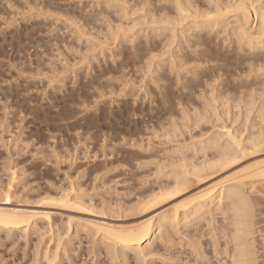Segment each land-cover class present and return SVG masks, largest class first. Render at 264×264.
Returning <instances> with one entry per match:
<instances>
[{
    "label": "rangeland",
    "instance_id": "1",
    "mask_svg": "<svg viewBox=\"0 0 264 264\" xmlns=\"http://www.w3.org/2000/svg\"><path fill=\"white\" fill-rule=\"evenodd\" d=\"M96 1L97 0H0V188L2 186L0 192L2 190H4V191L8 190L9 194H10V192L12 193V195L10 194V196L12 198H14V199H12L10 197L11 199H9V201H7V202H9V204L4 205V203H7L5 200L6 198H1V197H5L6 195H4L5 194L4 191L1 192V193H3L2 194L3 196H1V194H0V199H3L5 202L3 200H0V201H3V203L0 202V206H7V207H15L16 206L18 208L23 207L22 209L30 208L31 210L33 209V211L36 209H38L40 211H42V210H45V211L47 210L50 212L55 211V212H57V214L55 212L54 213L52 212V219L54 220L53 221L54 225L56 227L58 225V228H59L58 230L60 231L62 229L60 231L61 235L64 232H67V229H65V228L63 229L62 226L66 227L68 225H71V227H68L70 229V231L68 230L69 232L65 233V235L67 234V237L69 239H66L67 237L64 236V234H63L64 237L62 236V238H64L65 240L62 239L63 241L61 240V242L66 241V242H64V244L61 243L62 245H65V246H63L65 249H63L62 245L60 244V246L57 250V256L58 257H56V259L53 260L54 261L53 264H57L58 261H59L58 263L60 264V261H61L60 258L61 259L64 258L63 259L64 263L62 260L61 264H69L68 259H66L67 257L70 258V262H73V264H80L79 262H82L81 264H92V263L95 264L96 263L95 261L97 259H98L97 260L98 264H111L112 261H109V256H111L110 258L117 257V258H114V260L119 259L120 258V257H118L119 254L121 256L123 255V257L125 256L124 252L119 251L117 249V247L120 249V247L118 245L117 246L115 245L116 248L111 247L113 252L112 251L110 252V249H106V246H102L103 241L101 239H99V237L101 238L102 236L100 235V233L97 234V232H95L96 227L94 226L92 228L93 224H95L96 222H97V224L108 222L110 225L112 224V225L116 226L118 224V225H125V227L130 225V224L133 225L134 222H135L134 224H137V223H140L141 221L145 220L146 218H149L152 215H155L157 212H159L161 210H165L167 207L170 208L174 205H178L177 202L181 203V200H182V202L186 201L189 198V196L193 195L195 192H197L199 189H201L200 188L201 183H199V184L194 183L195 185L193 184L191 187L187 188V190H184L183 192L178 191L179 193L182 192L181 194L174 193L177 196L174 195L173 197L168 198L166 201L161 203L159 206H156L154 208H150L148 210L145 207H143L145 210L143 208H140L139 210H141V209H143V210L140 213H138L139 212V210H138V212H137L138 215H135L136 213L135 214L133 213L135 211H133L131 213V215H129L130 214L129 212L124 214V211L126 212L127 208H125V210L123 208H122V210H120V208H119V210H120L119 212H118L117 208H115L117 218L112 217L115 212H113V214H111L112 216L108 215L109 211H107V213H108L107 215H105L106 213L105 214L102 213V212H106V210H107L106 208L111 206V205H114L112 207H115L114 203L117 200H119V202L117 201L118 203L116 202V206H118V207L120 205H123L122 203H124V202H125L124 203L125 205L130 204V203L135 202V201H136L135 203H137L138 200L141 199L140 197H142L143 190H145V192H146L143 195L146 196V195H148V193H150V191L152 189L153 190L158 189L157 186H159V184L166 181L165 175H166V173L168 174L167 171H169V169H170L169 166H170L171 162L167 161L166 158L164 159V161L167 164L164 161H161L162 160L161 153L162 152L164 153L163 150L167 149L164 146L167 144V142H169L166 139L167 141L165 144L164 140H165V138L170 137V136L168 137L167 133L173 132L172 130H174V129H171V127L174 126L175 123L178 124V127H184L183 126L184 124L182 122H180V124L182 123L183 125L179 126V120H181V119H179L180 114H181L180 111H181V108L183 109V105H182V107L180 106L181 108L179 110V106L177 107L176 104L180 105L178 103L180 98H177V97H179V94L181 95L183 91H182V87H180V86H182V85H180L181 83L178 85L179 82L175 80V78H176L175 72L173 71L174 72L173 73L172 71L168 70V67H166V76H165V78H162V80H161L160 76H161V73L163 72V68H162L163 66L161 64L163 61L161 62L160 58H159V54L161 55V51L160 50L156 51V52H159V53H157L158 57L156 56L157 60H155L156 59L155 57L153 59V57H152L153 55L152 56L150 55L151 51H147L146 53L141 54V52L144 51V49H145L144 45H141V44L143 42H145L147 37L148 38L150 37L149 39L147 38L148 41L152 40L153 34L150 33L151 34L150 36L147 35V33H149V30H150L148 28L149 24L143 25V27L147 28V32H145L143 29H141L142 24H112V25L107 24V27L109 25L108 29H110V32H112L111 30H114V29H112L113 26H114L113 28L120 27L119 29H121V31H120V30H116L117 28H115V32L113 31L114 38L113 37L111 38L110 37L111 34H109L107 32L109 30L105 29L106 27L103 26L104 24H100V25L97 24L99 26H97V25L95 26V24H92L94 22L91 19V17H93L92 15L94 14V10H95L94 7L96 6L95 5ZM40 6H41L42 10L40 9ZM37 10H38V12L36 13L35 11H37ZM50 11L53 13L55 12V15H56V13L59 14V12H60L61 16L60 15L52 16L49 14V13H51ZM39 12H41V13L38 14ZM47 12H49L48 13L49 16H47V14H46ZM31 13H33V16ZM34 13H36L37 17H35ZM43 13H45V14H43ZM62 13L64 14V16H62L63 15ZM37 14L40 17H38ZM42 15H45V16H42ZM82 15L83 16L89 15V17L87 16L88 18L86 17L87 18L86 19ZM51 16H52V19H51ZM65 16H66V18H65ZM70 16L73 20H74V17H76L75 18L77 21L76 25L78 27H81L80 25L85 24L86 25L85 28L87 27L86 30L89 29L88 30L89 35L86 33V36H85V34H84L85 32H84L83 35L80 36V34L77 33V32H79L78 30L76 31V29H75L74 31H72L77 26L75 27V20L73 22L72 19L71 20L67 19V17H70ZM54 17H56V18H54ZM46 19H48L49 21ZM53 19H54V21H52ZM55 19H58V20H55ZM78 19L81 20V22H80L81 24L79 23ZM67 20L70 23L72 21V23H74V26H72L73 24L71 26L69 25L71 27L70 28L67 25V24H70ZM84 21H85V23H84ZM90 21H91V23H90ZM88 22L92 25V27H88V26H91ZM101 25L104 27V29ZM110 25L112 27H110ZM72 27H74V28H72ZM99 27H101L102 29H100ZM85 28L84 29L79 28L80 33H82L81 31L85 30ZM93 28H95V29L97 28V30L100 29L97 32L99 33V31H101L103 34H101V32H100L99 34H101V36L98 33H97L98 34L97 35L95 32L96 30ZM90 30H91V33L93 34V36L90 35ZM105 30H106V32H105ZM75 31H76V33H75ZM117 31L122 32V33L119 32L120 33V40H119V37L117 38V40L115 38V33ZM73 32L75 34L72 35L71 33H73ZM104 33H105V36H103ZM106 33H108L107 34L108 38L110 37V39H112V41L114 39L113 42H115V40L117 41L115 45L111 44L112 42L109 41V39L106 36ZM113 33H112V35H113ZM123 33H127L128 35L125 37L122 35ZM87 35H88L89 39L85 38L86 42H84L83 37H87ZM94 35H97V36L94 38ZM121 35L123 38L121 37ZM77 36L78 37L80 36V38H82L81 39L82 41L80 40V42L81 43L83 42V44L85 43L86 46L78 43L79 40L77 42L78 44L76 43L77 39H75V38H78ZM99 36H100V38H102V40L104 39L103 41L108 39V41H109L108 43H110L111 46H106V44L100 45L102 43V41H100L101 43L98 41L100 46L96 47L98 44L96 41H97V38H99ZM144 36H147V37H144ZM142 37H144L145 40ZM91 38L96 39V41L92 40L94 43L95 42L97 43L96 45H94L93 43L91 44L92 41L89 43ZM128 38H130L129 39L130 41H127ZM137 39H138V42H137ZM132 40H133V42H135V40H136L137 44L136 43L131 44L130 42H132ZM124 41L126 43L123 44L122 42H124ZM105 42L107 43V40ZM88 43H89V45L87 46ZM133 44H134V47H132ZM116 45H118V46H116ZM102 46L104 49L101 48ZM104 46L106 48L107 47L108 48L106 49ZM226 46L228 47V44ZM236 46H238V45L237 44L235 45V43H233V46H231L232 48L231 47H229V48L224 47L225 49L223 48V51L228 50L229 53H226L224 55L223 60L214 61L213 63L217 64L219 62L217 65L222 66L220 71L222 73L225 72L223 74L221 72H219L222 75L221 77H224V78H222L223 84H222L221 88L225 89V96L227 95V93L229 91L228 89H230L231 92L229 91V94L227 96H231V97H232L231 93L241 94V96H242L243 94H245L244 92L248 90L246 92L247 94H245V95H247L246 96L247 98L245 97V99L250 101L251 98L252 97L254 98L255 95L258 93L257 89H260L259 87H261V85L260 86L254 85V79L256 78V76L261 78V76H262L261 74H264L263 73L264 68L262 71H259L260 74H259V72L257 73V69L260 68V66L262 64L264 65V63H261V62H263L262 61L263 59L261 58L259 60V58H257V60H256V58H254V60L253 59L250 60L247 57L245 58L244 57L245 52L243 53V51L241 50V52H242L241 53ZM77 47L79 48V50L77 49ZM80 47H81V50H80ZM86 47L88 49V50L86 49L87 51L84 50V48H86ZM113 47H116V48H114L116 53L114 52V49H112ZM121 47L123 49H121ZM135 47H136V49H135ZM233 47H235L234 50H233ZM89 48H91L93 50L95 49V51L90 50ZM96 48H99V49L101 48V52H98L100 50H98ZM108 49L109 50L112 49V51H109ZM120 49H121V51H120ZM140 49H142V51ZM102 50L104 52H102ZM133 50H134V52H133ZM59 51H61V52L58 53ZM108 51L112 52L113 54H116V55H113L112 53L110 54ZM65 52H66V54H65ZM79 52H80V55H79ZM82 52L84 54H87V58L90 55L88 58L90 62L85 60L86 62L81 63V65L82 64L83 65L82 66L79 65L80 67H77L78 65L77 66L72 65V64H75V61H77V60L80 61V57H81V59H83L82 56L84 54L81 56ZM91 52L93 53L94 56L92 55ZM117 52H118V54H117ZM152 52L155 56V53H154L155 51H152ZM238 52L240 53L239 55H238ZM61 53H62V57H60ZM63 53L65 54L64 57H63ZM70 53H74V56H71L72 54H70ZM98 53H100L104 56H102ZM55 54H57V55H55ZM148 54L153 59V60H151V61H153V63L152 62L150 63V65L152 64L151 65L152 68H150L151 67L150 65L145 64L144 63L145 61H143V60H145L144 57L151 59ZM235 54H237V56ZM241 54L243 55L242 57H244V58H242V57L239 58V56H241ZM66 55L68 57H66ZM107 55H109V56H107ZM101 56L103 58H101ZM113 56L116 59H112ZM235 56L238 58V61H237V58ZM83 57L86 58V55ZM93 57H94V59L96 58L97 60L96 59L94 60ZM109 57L111 58V60L109 59ZM136 57H137V59H136ZM138 57H139V60H138ZM232 57H234V58H232ZM64 58L66 60H67V58H69L68 59V60H70L69 63L71 64L72 67L73 66L77 67L76 68L77 70H75L74 67L72 69L70 68V70H69L70 64L67 63L68 61H65ZM52 59L55 61V63ZM226 59L227 60L230 59V60L227 61ZM91 60H93V62L96 61L95 63H97V64L92 63ZM98 60L101 63L100 65H99ZM154 60L157 61L158 64L160 63L159 64L160 66L157 64V62H154ZM81 61L84 62V60H81ZM221 61L223 63H221ZM240 61H243L244 64L241 63ZM256 61L258 63L259 62L260 63L257 65ZM77 62H76V64H77ZM88 62L90 63L89 67H88V65H89ZM119 62H121V63H119ZM224 62H225V64H224ZM245 62H246V64H245ZM251 62H253L257 65V66L255 65L254 70H251V68L249 67V64ZM91 63L93 65L94 64L95 65L92 67ZM237 63H239V65ZM51 64H55L56 65L55 69L57 68L58 71L55 70L54 68H53L54 69L53 70L52 69L53 65H51ZM60 64H61V67L59 66ZM67 64H69V66ZM155 64H157V68L159 67L158 70L160 69V71L157 70ZM241 64L244 66H242ZM63 65H67L66 67H68V68H65V66H63ZM146 65L150 66L149 71H151L152 74L150 73V75H152L151 77L153 78V79L151 78V80L154 81V78H155L154 83H156V81L159 83L153 84V82L149 79L150 75L149 76L146 75L148 73L147 72L148 70H146V69H144V71L142 70V68L147 67ZM153 65H155L154 66L156 69L155 71H154ZM224 65H225V67H224ZM227 65H228V68H227ZM240 65L243 68L240 67ZM62 66H63V68H62ZM83 66H85V68ZM97 66H99V67H97ZM141 66H142V68H140ZM229 66H231V67H229ZM50 67H51V69H50ZM121 67L123 69H121ZM89 68L92 70L94 69L95 72L93 73L92 70H89ZM161 68H162V71H161ZM100 69H101V71L103 70L102 73L99 71ZM139 69H141L143 73L146 72V74L145 73L144 74H145V76H147L149 78H147V77L143 78L144 75H141V71ZM152 69H153L154 73H153ZM237 69H238L239 73L237 72ZM260 69H258V70H260ZM72 70L76 71V73L71 74ZM244 70H245V72H244ZM88 72H89V74H88ZM139 72H140V74H139ZM171 72H172V76H170ZM97 74L102 75L103 80L101 79V76L100 77L98 76L97 77L98 79L95 78L97 76ZM124 74H125V76H124ZM242 74H243V76H241V80H242V84H241L240 83L241 82L240 75H242ZM94 75H96V76H94ZM232 75L234 77H232ZM237 75H238L239 79H238ZM52 76H54L55 78ZM141 76L143 79H141L139 81ZM61 77H62V79H61ZM236 77H237L238 82L240 84L237 82V79L235 82ZM127 78L128 79L131 78V81L128 80ZM145 78L148 79V82L150 80V82L148 83L147 79L145 81ZM243 78L246 79V81ZM49 79L50 80L52 79L53 82H51L52 80L50 82H48ZM58 79H60V81ZM63 79H64V82H63ZM55 80H57V82ZM104 80H105V82H104ZM220 80H221V78H220ZM100 81H101V85H100ZM113 81H116V82H113ZM128 81H130V82H128ZM141 81H143V82L145 81V83H143V82L142 83L145 85H147V84L148 85L145 86V85L141 84ZM244 81L246 83H249L250 87H248L249 85L247 86ZM118 82H119V84H118ZM146 82H147V84H146ZM160 82H162V85ZM105 83H107V84H105ZM123 83H124V85L126 83V85L123 86ZM163 83H165L164 86H163ZM134 84H137L138 86H136ZM127 85H129V86H127ZM130 85H132V86H130ZM155 85H157L156 87L158 89L155 87ZM93 86H98V87H96L97 88L96 89L95 87L93 88ZM135 86L137 88H139V86L142 87V88H139L140 90H142V93L140 91L141 95L139 92H138L139 95H137V91H139V89L135 88ZM158 86H160V90H159ZM225 86H227V87H225ZM125 87H126V90H125ZM147 87H149V88H147ZM240 87H243L242 89L244 90V92L242 90H241L242 92H239ZM244 87L246 89H244ZM263 87H264V85L262 86V88ZM132 88H134L135 90ZM176 88H179V89L181 88V89L177 92L178 89H176ZM107 89H110L111 91L107 90ZM144 89L146 90V92H148V95H151L152 99L150 98V96H148V98L146 97V100H144L145 96H147V95H144V94H146V93H144L145 92ZM143 90H144V92H143ZM131 91L134 93H132ZM112 92H114V93H112ZM125 92H128L129 95ZM245 95H243V96H245ZM132 96H134V97H132ZM241 96L235 95V99L237 97L240 98ZM94 97H95V99H93ZM176 98H177L178 102H176ZM233 98H234V96H233ZM243 98H241L239 100L241 101ZM243 100L241 102L238 100H236V101L234 100V102H237V104L239 106L238 108H236L237 110L241 109L242 105H243V108L241 111L245 110L244 104H243L245 102H243ZM83 101L87 104V106H85V107L83 106L85 104ZM94 101H96L97 105L96 104L93 105V103H95ZM103 102L104 103L106 102V103L104 104ZM112 102H113V104H111ZM143 102H144V104H142ZM229 102L230 103L232 102L231 105H233V104L237 105L233 102V100H231V98H230ZM99 103H101V104L99 105ZM106 104H107V107H106ZM94 106H96L97 108ZM102 106H104V109H102L103 108ZM86 107H87L88 111H86L87 110ZM163 107H164V109H163L164 111L162 110ZM83 108H85L86 110ZM92 108H94V109H92ZM95 108L97 109L98 112L96 111ZM177 108H178V110H177ZM234 109L235 108H233V110ZM103 110L105 111V113ZM81 111H82V113H81ZM170 111H172V112H170ZM177 111H178V113H177ZM96 112H97V115H95ZM106 112H107V114L110 113V117L108 118L109 122L107 120H105V118L107 119V117H108ZM172 113L174 114V116L176 114L177 119H179L177 121V119L172 116L174 118V121L176 119L177 122L176 121L171 122L172 117L170 116V114L172 115ZM156 114H158V115H156ZM165 114H167V115L165 116ZM103 115H104V117H103ZM106 115H107V117H106ZM252 115H253V113H252ZM169 117H171V119H169ZM241 118H243V117L241 116ZM241 118L238 120V122L236 121L237 123L236 122L234 123V127H233V122H230L231 120L226 121L225 124L227 126L229 125L230 126L229 128L231 130H234V129L236 130V128H237V130L239 129V133L241 132L240 133L241 137L245 138L249 132L248 130H245L248 128L249 122L246 125L245 123H243L244 121ZM98 119H99V121H98ZM160 119H162V120H160ZM169 120L171 123H174V124H172L171 127H170L171 124H170ZM106 121L108 124L106 123ZM166 121H168L167 124L168 123L170 124L169 127H170L171 131H170L168 125L166 124ZM103 124H105V125H103ZM162 124H165L166 125L165 127L166 128L168 127L167 128L168 130L166 128H163V126H162L163 130L166 129L163 132L162 128H160V125H162ZM244 124H245V126H244ZM203 125L204 124L202 123L199 127L200 129L197 127L198 130L195 129L194 131H192L193 133H191V134L193 136L195 135V138L197 136H199L198 134H201V132L204 131L203 133H206V135H203V138H202V135L200 138L198 137V139H204L205 136L207 137V135L211 134V132L213 131L212 130L213 129L212 124L210 125V123L209 124L206 123V125L211 126L212 131L209 130V131H211L210 133H208L209 132L208 129H210V126L208 127L205 125L206 127H208V128H206ZM176 126L177 125L175 124V127ZM99 127H100V129H99ZM103 127H105V128H103ZM110 127H111V129H109ZM104 129H106L107 131ZM158 129L160 131H162L163 133L168 131L166 133L167 136H165ZM121 132H122L121 137L123 136L122 137L123 140L122 139L119 140ZM158 133L159 134L161 133V134L159 135ZM171 133H169V135ZM104 134H106V135H104ZM110 134H111V136H109ZM189 134L190 133H187V134L185 133L186 138H188V139L190 137ZM107 136L109 138H107ZM124 136L126 137V139L124 138ZM132 137H134V139H131ZM162 137L163 138L165 137V138L163 139ZM160 138H162V139H160ZM195 138H193V139H195ZM161 140H163L164 142L163 141L161 142ZM169 140H171V139H169ZM195 140H197V138ZM159 141H160V143H159ZM198 141H200V140H198ZM189 142H190V140L189 141L187 140L186 143H189ZM163 143H164V145L161 146ZM180 143L184 144V141H182ZM172 144L173 143L170 144V142H169L168 145L170 146ZM168 145H166V146H168ZM171 149L172 148H170V150ZM103 150H105L104 154H103ZM170 150H168V151H170ZM99 152H100V154H98ZM101 152H102V154H101ZM105 153H107V154H105ZM157 153H159V154H157ZM40 154H42L43 158ZM107 155H109V156L106 157ZM152 155H154V156H152ZM159 155H160V157H159ZM102 156H104L105 159H104V157L102 159ZM162 156L164 157L165 155L162 154ZM137 159H138V161H137ZM141 159H142V161L145 160L144 164H146V167L149 166L146 168L147 170L143 169L145 165L140 166L141 162H142ZM101 161H102V163H101ZM157 161H160V163L162 162V164L159 163V165H158ZM103 162H106V163L103 164ZM120 162H121V164H120ZM135 162H140V163L137 164ZM168 162L170 164H168ZM257 162H258V164H260V166L262 163H264V147H256V149L254 148V149L248 150L247 154L242 156L237 163L229 166V168H226L225 170H223L222 173L220 172L219 174L213 175L211 177L212 179L210 178L209 181H211V180L219 181L223 177H224V179L226 177L229 178L230 175L232 177L233 176L232 174H234V176H237L239 174H242V172L243 173L250 172L253 169L259 167L257 165ZM259 162H261V163H259ZM9 163L11 164V166L9 165ZM91 163H92V165H91ZM115 163L118 166H119V164L122 166L124 164V166L126 165V167L120 166L122 168H120V167L117 168ZM163 163H165V166H163ZM113 164L117 168L116 169L114 167L115 172H114V169L112 167V166H114ZM136 164H137V167L135 166ZM142 164H143V162H142ZM6 165L8 167H10L11 169L6 167ZM110 165H111V167H110ZM160 165L162 167H166V165H167L168 167H166V171H165V168H163L162 170H164V171H162L158 167ZM256 165H257V167H256ZM3 166H5V167H3ZM107 166L110 167L109 170H108ZM140 167L142 168V170ZM85 168H86V171H84ZM167 168H169V169H167ZM8 169H10L11 171ZM94 169H98V170L96 171ZM111 169L113 170L112 173H110ZM13 170H15L16 172ZM8 171L10 174H8ZM12 171H13V173H12ZM130 171H131V173H130ZM239 171H240V173H239ZM142 172L143 173L146 172V173L143 174ZM50 173H51V175H49ZM84 173H85V175H84ZM108 173H110V174H108ZM93 174L95 175V177L92 176ZM235 174H237V175H235ZM8 175H10V176H8ZM105 175H106V177L104 179L103 176H105ZM10 177L14 178V179L11 178V184H10ZM100 177H102L103 179ZM108 177H109V179H108ZM115 177H117V179ZM126 177H128V178H126ZM140 177H142V179ZM135 178H137V179H135ZM216 178H217V180H216ZM259 179H260V181H258L257 184L259 182H262V184H264L263 176H260ZM103 180L104 181L106 180V182H105L106 184L104 183ZM110 180H111V182H109ZM150 180H152L151 181L152 184L149 182ZM154 180L156 181V183H154ZM157 180L158 181L160 180V182H157ZM128 181H129V183H128ZM7 182L12 186L14 185V187L12 188V186H11V188L10 187L7 188V186H9V184ZM107 182H109V183H107ZM143 182L146 184H144ZM148 184H150V186ZM156 184H157V186H153ZM144 185H145V187H144ZM259 186H258L257 194L259 196V201H262V202H261V204L256 206L257 207L256 212L258 213L257 218H258V216H259V219L261 218L260 219L261 224H259V225H264V222H263V220H264V202H263L264 201V185H262L260 187ZM23 188L24 189L26 188V189L24 190ZM138 188L140 189V191ZM144 188H146V189H144ZM148 188H149V192H147ZM12 189H14L15 191ZM23 190L25 191L26 194L24 193ZM131 190H133V191L135 190L134 195L132 194ZM157 191H155V192H157ZM60 192H61V194H60ZM62 192L64 194H62ZM8 193H6V194H8ZM66 193L68 194L67 196L69 197V199L71 198L72 200H74V199L79 200L80 198L85 197L84 200L81 199V202L83 204L86 201V203H85L86 205H87L88 200L90 201L92 199L91 201L92 202L94 201V202L93 203L89 202L91 204H88V205L94 204L93 207L96 206V209H94L93 207H91L92 208L91 209L89 206H86V208H88V209H85L84 208L85 206L81 205L79 207H82L83 209H80L78 207L79 210H77L76 208L66 210L65 208L60 206L62 208L61 209L59 207L60 204L57 205L56 203L53 202L54 204H56V206H58V207H54V206H52L53 203L51 201H49V202L47 201L48 198L52 197L53 195L54 196L52 197V199L57 197L58 194L61 195V197H62L63 195H66ZM118 193H119V195L121 193L122 194L119 196ZM46 194H48V195H46ZM138 194L140 197L138 196ZM43 195H45L47 197L45 198V196L43 197ZM110 195L112 198L110 197ZM135 195L138 196L137 198H140V199L136 200ZM121 196H123V198ZM130 196H132V198ZM15 197H17V198H15ZM100 197H104V198H100ZM109 197H110V199H109ZM41 198H43V199L45 198L44 201H43V199L41 200ZM185 198H187V199H185ZM55 199L57 201V198H55ZM100 199L101 200L103 199L104 203H107V201H105L104 199L108 200V204H106L108 206H105L103 204V206H104L103 207L102 206L103 201L101 203ZM115 199H116V201H115ZM17 200H19V201H17ZM26 200H27V202H25ZM58 200H60V199H58ZM120 200H122L124 202L120 203ZM50 202L52 205L51 204L46 205V203H50ZM70 202H71V200H70ZM77 202L81 203L80 200L76 201L75 203H77ZM96 202H97V204H96ZM72 203H73V201H72ZM109 204H111V205H109ZM130 205H132V204H130ZM137 206H138V204H137ZM137 206H135V208ZM97 207L98 208L103 207V209L101 208V211H99V213H98ZM126 207H129V206L126 205ZM135 208H133V210H135ZM137 208H139V207H137ZM38 210H36V211H38ZM99 210H100V208H99ZM102 210H104V211H102ZM130 210H132V209H128V211H130ZM121 211H123L122 214H120ZM59 212L61 213V215ZM62 213H64V214L62 215ZM117 213H119L121 216L118 215ZM126 216H128V217H126ZM67 217H69V218L72 217V219H68ZM60 218L62 219V221ZM219 218H220V221L224 220V219H222L223 218L222 216H220ZM67 219L70 220V222H74V221L75 222L70 224V222L67 221ZM96 219H97V221H96ZM81 220H83V221H81ZM92 220L96 221V222H92L93 223L92 226L87 227L88 225H91ZM63 222L65 223V225L63 224ZM89 222H90V224H89ZM75 223L76 224L78 223L77 225H79V226H77ZM80 223L81 224L85 223V224H83L84 227L83 226L82 227L83 228H89V229L84 230L82 227L80 229V225H81ZM59 224H61V225H59ZM66 224H68V225H66ZM38 225L39 226H38L37 230L39 232H37V230H30L31 229L30 227H29L30 229H27L26 231L27 232L29 231L30 235H33L34 231L37 234H39L40 228H42L41 231H44L43 230L44 225H43V222H41V221H39ZM55 226H54V229L56 231L57 229L55 228ZM32 227L37 228V226L34 227V225H32ZM73 227L75 228V232H74ZM77 227H79V228H77ZM179 228L178 229L180 231H179L178 235L174 231L172 232V233H175L172 236V238L173 239L175 238V239L172 240L170 238L172 240V242L174 241L173 243H175V244L178 243L177 241H175L176 238H178L179 241L182 240V239L180 240L179 237H175V235L181 236V231L183 232V235H184V232L186 230V228L183 225L179 226ZM82 229L84 231H87L88 234L83 232ZM90 229L94 233H92V231ZM23 230H25V229H23ZM46 230L47 229H45V231ZM78 231H80V232H78ZM21 232H22V229L16 230L11 235L10 234L7 235V232H0V246H2V247H0V264H47L48 261L45 262L46 255L47 254H48L47 256L51 255L50 251L53 248H55V246H56V245L54 246L53 242H55V244H56V241H52V243L49 244L50 237L48 236L49 238H46L45 236L47 234L45 236H41V234H39L41 237H44L43 238L44 241L42 239L43 242L40 241L41 243H38V244H42V247L44 248V249L42 248L43 251L47 250V249L45 250V248L48 244L51 245L50 246L51 249L49 248L48 249L49 251L47 250L49 253L48 252H47V254L45 253L46 255H45V257H42L43 258L42 259L40 254L42 255L44 253L42 252L41 245L37 244V242H39V241H36L39 238L41 239V237L38 235L36 236V233L33 236H29V234L27 235L26 232L25 233L27 236H22L23 232L22 233ZM81 232H83V233H81ZM89 232H90V234L92 233V235H94L96 233L97 234V235H95L96 238L92 237V235H89ZM158 232H159L158 230H155L154 234H158ZM57 233H58V231H56V234H55L56 236L58 235ZM72 233L75 236V238L73 237ZM74 233L75 234L77 233V234L75 235ZM79 233L81 235H79ZM6 235H7V237H6ZM87 235L90 236V237H88L90 239L87 238ZM79 237H80V239H79ZM184 237L185 236H183L182 238H184ZM207 237L208 236H206V239H205L204 235L202 237V240H203V241L201 240L202 245L205 246L204 248L202 247L203 249H207V246H209V245L212 247L214 246V245H211L212 242L209 243L210 239H208ZM93 239H95L97 241V243H100L98 245V244H96L95 240H94L95 242L93 241V244L95 243L98 246V248L96 247V245L95 246L93 245L95 247V249H92V246L89 245L90 241H92ZM167 239L165 238L164 240H166V241L164 242V240L161 237L155 241L156 243L151 242L150 244H148L149 245V247H148V250H149L148 253L149 254H148V257L146 256L147 258L144 257V260H143V258H138L136 256H135L136 257V259H135V257L133 256L134 254H132L133 252H129L126 255L127 257L126 256H125V258L122 257L124 260L127 259L126 260L127 262L124 260H121L122 259L121 258L119 260L113 261L112 264H115V262H116V264H119L122 261L124 263L126 262L128 264H136V263H134V261H135L138 264L139 259H140V262L142 264H145V263L146 264H149V263L150 264H153V263L154 264H167L168 261L169 262L171 261L170 259L168 260L170 255H172L174 257V254H175V257H177L178 259L180 256L182 259L184 258L185 254L183 255L182 251H180V250H183V253H184V246L185 245L187 246V248L185 249V251L187 250V252H185V253L187 254V257H189V263H185V262H188V260H187L188 258L185 256L186 257V258H184L185 260L183 259L185 262L182 261L183 264H197V262L199 263V261H200L199 264H203V262H205V263L207 262L206 264H211V263L212 264H221L222 262H224V260L221 262L223 257L221 258L219 255H216V253H214V254L217 256V258L219 257L218 261H220V262H218L217 260H216L217 262H215V260H213V256H212L213 252L212 251L215 250L214 247L213 248L208 247V251L205 250L206 254L209 253L210 255L207 254V256L209 255L208 257H206V255H205L206 258H203L204 261L202 262L201 261L202 255H201V258L198 257V259H199V261H198L197 260L198 255L195 253V250H193L192 245H190L191 241L189 240L188 237H185V239L182 240L184 244L181 243V245H179V246L176 245V248H177V246L178 247L183 246V249L181 247L178 248V250L176 249L177 251H180V252H177L175 250V248H174L175 246H170L171 248L169 249L168 246L170 243L167 242V241H169V239L168 240ZM204 239H205V241L208 242L209 245L206 244V242H204ZM68 240H70L71 242ZM221 240L224 241V239H221ZM98 241H100V242H98ZM67 242H68V244L70 243L69 246L67 245ZM79 242H80V244H79ZM104 242H106V241H104ZM172 242H171V244L175 245ZM34 244H35V246H38L37 248L40 247V249H41V250L39 249V252H42V253L35 252V253L39 254V256L37 254L33 253V251H36V249H37L35 246L34 247L36 249L35 250L33 249ZM78 244L81 246H79ZM179 244H180V242H179ZM86 245L89 248H87ZM150 245H151V248H150ZM164 245H165V247H164ZM144 246H145V244H143L142 247H144ZM77 247H78V249H77ZM90 247L92 249V252L90 250L88 252V249H90ZM107 248H108V246H107ZM114 248L117 249L118 251L114 250ZM168 249L170 250L169 256H167L168 254L166 253V251ZM210 249H213L211 251V253L209 252ZM73 250L77 251V252H75L77 255L74 254ZM96 250L100 251L99 256L102 255L101 257H98V255H97L98 251L96 253ZM107 250H109L108 253L111 255L108 256V253H106ZM188 250H189V253L191 255L188 253ZM54 251H55V249H54ZM59 251H60V253H59ZM63 251H67V252L69 251V253L67 254V252H66V254H65V252H64V254H63ZM171 252H174V254H171ZM176 252H177L178 256H177ZM52 253H53V251H52ZM95 253H96L97 257L95 255ZM179 253H181V254H179ZM33 254L37 255V257H38V258L36 257L37 260H36V258H32V257H35ZM60 254H62V255H60ZM90 255H91V257H90ZM59 256H61V257L59 258ZM203 257H204V255H203ZM137 258H138V260H137ZM177 258L176 259L172 258V260H173L172 264H174V263L176 264L177 262H178V264L181 263L180 259H179V261H177L178 260ZM39 259H41V260H39ZM166 259H167V261H166ZM206 259L208 261H205ZM214 259H215V256H214ZM84 260L86 261L85 263H84ZM110 260H113V258ZM123 262H122V264H124ZM141 263H139V264H141ZM169 264H171V263H169Z\"/></svg>",
    "mask_w": 264,
    "mask_h": 264
},
{
    "label": "bare ground",
    "instance_id": "2",
    "mask_svg": "<svg viewBox=\"0 0 264 264\" xmlns=\"http://www.w3.org/2000/svg\"><path fill=\"white\" fill-rule=\"evenodd\" d=\"M96 4V6L94 7L95 8V10H94V14L92 15L93 17H91V19L93 20V22L94 23H92V24H95V26L97 25V24H104L103 26H105L106 28V30L109 28V25H108V27H107V24H142V26H141V29H143L145 32H147V28L146 27H143V25L144 24H149V26H148V28L150 29L149 30V33H147V35H151L150 33H152L153 35H152V40L151 41H148V39L150 38H148L147 36H144V37H147L146 38V40H145V38L144 37H142V38H144V40H145V42H143L141 45H144V51H142V49H140L142 52H141V54H144V53H146L147 51H151L150 52V55L153 57V59H154V57L156 58V56H157V53H159V52H156V51H158V50H160L161 51V55L159 54V58H160V61L162 62L161 64H162V68H163V72L161 73V80H162V78H165V76H166V67H168V70H170V71H174L175 72V75H176V78H175V80L176 81H178L177 83H178V85L180 84V85H182V86H180V87H182V94L180 95L179 94V97H177V98H180L179 99V102L177 101V98H176V102H178L180 105H177L176 104V106L178 107L179 106V110H180V108L182 107V105H183V109L181 108V114H180V118L179 119H181V120H179V119H177V117H176V114H175V116H174V114L172 113V115L170 114V116L172 117H175L176 119H177V121L179 120V126L180 125H183L184 127H178V124L177 123H175L177 126L175 127V124L174 123H171V122H173L174 121V118L172 117V119H171V117H169V119H171L172 121L170 122V120H169V122H170V124L168 123L167 124V122L168 121H166V124L168 125V127H169V125H170V127L172 126V124H174V126H172L171 127V129H174V130H172L173 132L171 133V132H168V131H166L165 133H163L167 128L165 127L166 125L165 124H162V125H160V128H162V126H163V128H166L165 130H163V128H162V130H163V132L162 131H160L159 129V131L160 132H162L165 136H167V134H168V137L169 138H165V142L163 141V140H161V142L163 141L165 144H166V141L168 140L169 142H170V144L171 143H173L172 145H168L169 144V142H167V144L166 145H168V146H164V147H166L168 150H170V148H172L170 151H168L167 149H165V150H163L164 151V153L162 152L161 153V158H162V160L161 161H164V159L166 158L167 159V161H170L171 162V164L168 162V164H170V169L169 168H167V169H169V171H167L168 172V174L166 173V181L165 182H163V183H161V184H159V186H157V184L156 185H153V186H157L158 187V189H156V190H151L150 191V193H148V195H146V196H144L143 194L144 193H146L145 192V190H143V193H142V197H140L139 196V194H138V196L141 198H137L138 196H136V200L137 199H140V200H138V202L137 203H135V202H132V203H130V204H132V205H130V204H126L127 206H129V207H126V205L124 204L125 202L124 201H122V200H120V203L121 202H124V203H122L123 205H120L119 207L118 206H116V202L118 201L119 202V200H117L116 201V199H115V207H112V206H114V205H111V204H109V205H111V206H109V207H105L107 210H106V212H102L103 214H105V215H107L108 213V215H111V214H113V212H115L116 211V209L115 208H117V210H118V212L120 211V210H122V208L125 210V208H127L126 210V212L124 211V214H126V213H130L129 215H131V213L133 212V211H135V212H133L135 215H138L137 214V212H138V210L140 209V208H143V207H145L147 210L148 209H150V208H154V207H156V206H159L161 203H163L164 201H166L168 198H171V197H173L174 195L175 196H177L176 194H181L184 190H187V188H189V187H191L194 183L195 184H199V183H201V189H199L197 192H195L193 195H191V196H189V198L187 199V198H185V199H187L186 201H184V202H182V200H181V203L179 204L178 202H177V204L178 205H174V206H172V207H170V208H166L165 210H161V211H159V212H157L155 215H152L151 217H149V218H146L145 220H143V221H141L140 223H137V224H134L133 223V225L132 224H130V225H128V226H126L125 227V225H116V226H114V225H110L108 222H104V223H98L97 224V219H96V221H91V225H88L87 227H89V226H92V222H96L95 224H93V226H92V228L95 226L96 227V231L95 232H97V234L98 233H100V235L102 236L101 238L99 237V239H101L103 242H102V246H106V249H110V252L112 251V249H111V247H115V245L117 246H119L120 247V249L117 247V249L119 250V251H122V252H124V255L126 256L129 252H133L132 254H134L133 256L135 257H138V258H143V260H144V257L145 258H147L148 257V247H149V245L148 244H150L151 242H155L157 239H159V238H161L162 237V239L164 240L165 238L167 239H169V241H167L168 243H170L169 244V246H168V248L170 249L171 247L170 246H175L174 248H175V250L177 249L178 250V248H180V247H178L179 245H181V243H183V241L182 240H184L185 239V237H188L189 238V240L191 241V243H190V245H192V248H193V250H195V253L198 255H196L197 256V260L199 261V259H198V257L199 258H201V255H202V258H201V261L203 262L204 260H203V258H206V257H208L210 254L209 253H207V254H209L208 256H207V254H206V251H208V247L210 248V247H212V246H210L209 244H208V242L207 241H205V239H206V236H208L207 238L208 239H210L209 240V243H211V245H214L213 247H214V249L215 250H213V249H210V253H211V251L213 252L212 253V256H213V260H215V262H217L219 259V257L217 258V256L216 255H219L221 258H222V260H221V262L224 260V262H222L221 264H264V225H259V224H261V218L259 219V216H258V218H257V215H258V213L256 212L257 211V205H259V204H261V202L262 201H259V196H258V194H257V190H258V186L260 185V186H262V185H264V184H262V182H259L258 184H257V182L258 181H260V179H259V177L260 176H263V178H264V163H262L261 164V166H260V164H258V162H257V165L259 166V167H257V165H256V167L257 168H255V169H253L252 171H250V172H245V173H243L242 172V174H239V175H237V174H235V175H237V176H234V174H232L233 176L231 177V175H230V177L228 178V177H226L225 179H224V177L223 178H219L220 180L219 181H213V180H211V181H209L210 180V178L213 176V175H216V174H219L220 172L222 173V171L223 170H225L226 168H229V166H231V165H234L235 163H237L239 160H240V158L242 157V156H244L245 154H247V151L248 150H250V149H256V147H264V87L262 88V86L264 85V74H261L260 76H261V78L260 77H257L256 76V78L254 79V85H261V87H259L260 89H257V91H258V93L255 95V97L253 98H251V100L249 101V100H246L245 99V97L247 96V95H245V94H247L246 92L248 91H245L244 92V90L242 89L243 87H240V91L239 92H244L245 94H243V95H245V96H241V94H234V93H231L232 94V97L231 96H227L228 94H229V91H230V89H228L229 91H228V93H227V97L225 96V89L224 88H221V86H222V84H223V80H222V78H224V77H221L222 75L219 73V72H221L220 70H221V68H222V66L221 65H217V64H214L213 62L214 61H219V60H223L224 59V55L226 54V53H229V51L228 50H224L223 51V48L225 47H227L226 45L228 44V47L227 48H229V47H231V46H233V43H235V45L237 44L238 46H236L238 49H239V51L241 52V50L243 51V53L245 52V55H244V57L246 58H248V59H253L254 60V58H256V60H257V58H259V60L262 58L263 60V62H261V63H264V0H97L96 2H95ZM43 4V3H42ZM37 5V4H36ZM35 6V5H34ZM33 6V7H34ZM46 6V5H45ZM32 8V7H31ZM36 8V7H35ZM40 9H41V6H40ZM42 10V9H41ZM40 11V10H39ZM36 13L38 12V10L37 11H35ZM51 12V11H50ZM59 12V11H58ZM36 13H34L35 14V17H37L36 16ZM41 12H39L38 14H40ZM48 13L49 12H47L46 14H47V16H49L48 15ZM32 14V16H33V13H31ZM30 14V15H31ZM37 14V15H38ZM43 14H45V13H43ZM50 15H52V16H57V15H60V12H59V14H57L56 13V15H55V12L53 13V12H51V13H49ZM63 14V13H62ZM29 15V16H30ZM69 15V14H68ZM42 16H45V15H42ZM52 16H51V19H52ZM61 16V15H60ZM62 16H64V14L62 15ZM67 16V15H66ZM66 16H65V18H66ZM72 16V15H71ZM71 16L70 17H67V19L68 20H71L72 18H71ZM83 16V15H82ZM81 16V17H82ZM88 17H89V15H87ZM86 15L85 16H83V17H87ZM38 17H40L39 15H38ZM59 17V16H58ZM57 17V18H58ZM87 17V18H88ZM48 18V17H47ZM50 18V17H49ZM54 18H56V17H54ZM70 18V19H69ZM76 17H74V20H75V27L77 26L76 24V19H75ZM86 18V19H87ZM80 19V18H79ZM78 19V20H79ZM46 20H48V19H46ZM55 20H58V19H55ZM67 20V21H68ZM74 20L72 19V21L74 22ZM83 20V19H82ZM49 21V20H48ZM52 21H54V19L52 20ZM72 21H71V23L70 24H67L68 26L70 25H72V26H74V23H72ZM86 21V20H85ZM85 21H84V23H85ZM81 22V20H79V23ZM78 23V24H79ZM89 23V22H88ZM90 23H91V21H90ZM89 23V24H90ZM81 24V23H80ZM79 24V25H80ZM66 25V26H67ZM84 27H83V26ZM82 25H80L81 27H76V28H74V27H72V28H74L72 31H74L75 29H76V31L78 30L79 32H77L78 34H80V36L81 35H83V33L85 34V36H86V33L88 34V30H86V28H85V24H82ZM91 25V24H90ZM99 25H97V26H99ZM110 25V27H112ZM145 25V26H146ZM62 26V25H61ZM69 26V27H70ZM88 26V25H87ZM94 26V27H95ZM102 26V25H101ZM102 26V27H103ZM88 27H92V25L91 26H88ZM114 27V26H113ZM112 27V29H114V30H111L112 32H110V29H108L109 31H107L109 34H111V38L113 37L114 38V33H113V31L115 32V28H117L116 30H120L121 31V29H119L120 27H115V28H113ZM71 28V27H70ZM79 28H82V29H84L85 28V30L87 31H85V30H82L81 32L82 33H80V29ZM100 29H102L101 27H99ZM93 29H95V28H93ZM100 29H98V30H100ZM103 29H104V27H103ZM96 31V34L98 33L97 31V28L95 29ZM106 30H105V32H106ZM142 30V31H143ZM76 31H75V33H76ZM103 31V30H102ZM120 31H117L116 33H115V38H116V40H117V38L119 37V40H120V33H122V32H120ZM71 32V31H70ZM101 31H99V33H100ZM120 32V33H119ZM144 32V33H145ZM74 32L73 33H71L72 35L73 34H75ZM98 33V34H99ZM108 33H106V36H107V38H108ZM112 33H113V35H112ZM143 33V32H142ZM97 34V35H98ZM101 34H103L102 32H101ZM101 34H99L100 36H101ZM77 35V34H76ZM75 35V36H76ZM89 35V34H88ZM88 35H87V37H83V39H84V42H86V40H85V38H87V39H89L88 38ZM90 35L91 36H93V34L91 33V30H90ZM97 35H94V38L97 36ZM123 36H127L128 34L127 33H123L122 34ZM122 35H121V37H122ZM139 35V34H138ZM144 35V34H143ZM146 35V34H145ZM80 36L78 37V38H75V39H77L76 40V43L78 42V40H79V42L78 43H80L81 45L83 44V42L81 43L80 42V40L82 39V38H80ZM100 36H99V38H100ZM103 36H105V33H104V35ZM102 36V37H103ZM130 36V35H129ZM128 36V37H129ZM110 37L108 38L109 39V41H111L112 43L111 44H116V40H115V42H113L114 41V39H113V41H112V39H110ZM94 38H91L90 39V41H89V43L93 40V41H96V39H94ZM97 38V43L95 42H91V44L93 43L94 45H96L97 44V46L96 47H99L100 45H105L106 44V46H111L110 45V43H108L109 41H108V39H106L107 40V43L105 42V41H103L102 40V38ZM105 38V37H104ZM123 38V37H122ZM133 38V37H132ZM131 38V39H132ZM99 39V40H98ZM126 39V38H125ZM124 39V40H125ZM130 38H128V40L127 41H130L129 40ZM118 40V41H119ZM82 41V40H81ZM100 41H102V43L99 45V42ZM122 41V40H121ZM126 41V40H125ZM122 42L123 44L124 43H126V42ZM105 42V43H104ZM137 42H138V39H137ZM137 42H136V40H135V42H133V40H132V42H130L131 44L132 43H136L137 44ZM77 43V44H78ZM89 43L87 44V46L89 45ZM119 43V42H118ZM117 43V44H118ZM141 43V42H140ZM79 44V45H80ZM90 44V45H91ZM109 44V45H108ZM226 44V45H225ZM83 45H85V43L83 44ZM93 45V46H94ZM119 45V44H118ZM118 45H116V46H118ZM76 46V45H75ZM86 46V45H85ZM113 46V45H112ZM123 46V45H122ZM138 46V45H137ZM105 47V46H104ZM132 47H134V44L132 45ZM131 47V48H132ZM218 47V48H217ZM102 49H104L103 48V46L101 47ZM101 48L99 49V48H96V49H98V50H100V51H98V52H101ZM106 48V47H105ZM108 48V47H107ZM106 48V49H107ZM114 48H116V47H113L112 49H114ZM130 48V49H131ZM224 48V49H225ZM232 48V47H231ZM234 48L235 47H233V50H234ZM59 49V48H58ZM57 49V50H58ZM77 49L79 50V48L77 47ZM87 49V47L86 48H84V50L85 51H87L86 50ZM90 50H93V49H91V48H89ZM112 49L111 50H109V51H112ZM118 49V48H117ZM116 49V50H117ZM121 49H123L122 47H121ZM121 49H120V51H121ZM135 49H136V47H135ZM80 50H81V47H80ZM132 50V49H131ZM232 50V51H233ZM83 51V50H82ZM93 51H95V49L93 50ZM108 51V52H109ZM136 51V50H135ZM152 51H155L154 53H155V56H154V54H153V52ZM231 51V50H230ZM238 51V50H237ZM61 51H59L58 53H60ZM81 52V51H80ZM80 52H79V55H80ZM102 52H104L103 50H102ZM114 52L116 53V51H115V49H114ZM119 52V51H118ZM118 52H117V54H118ZM133 52H134V50H133ZM224 52V53H223ZM87 53V52H86ZM92 53V52H91ZM95 53V52H94ZM97 53V52H96ZM110 54L112 53V52H109ZM140 53V52H139ZM242 53V52H241ZM65 54H66V52H65ZM65 54L63 53V57L65 56ZM70 54H72L71 56H74V53H70ZM78 54V53H77ZM84 53L82 52L81 53V56L83 55ZM98 54H100V53H98ZM97 54V55H98ZM106 54V53H105ZM113 54V53H112ZM240 53L238 52V55H239ZM55 55H57V54H55ZM54 55V56H55ZM60 55V54H59ZM78 55V56H79ZM86 55V58H87V54H84L83 56H85ZM89 55V54H88ZM92 55H93V53H92ZM96 55V56H97ZM100 55H102V54H100ZM113 55H116V54H113ZM133 55V54H132ZM135 55V54H134ZM149 55V54H148ZM149 55V56H150ZM236 56H237V54H235ZM70 56V55H69ZM82 56V58L83 59H81V57H80V61H75V64H72V65H74V66H77V67H80V66H82L81 65V63H85L86 61H89V56H88V60L85 58V57H83ZM94 56V55H93ZM95 56V57H96ZM102 56H104V55H102ZM101 56V58H103ZM107 56H109V55H107ZM147 56V55H146ZM150 56V58L151 59H149V58H147V57H144L145 58V60H143V61H145L144 63L145 64H147V65H150V63L152 62L153 63V61H151V60H153L152 59V57ZM235 56V57H236ZM243 55L241 54V56H239V58L240 57H242ZM60 57H62V53H61V55H60ZM59 57V58H60ZM66 57H68L67 55H66ZM99 57V56H98ZM97 57V58H98ZM158 57V56H157ZM230 57V56H229ZM244 57H242V58H244ZM75 58V57H74ZM85 58V59H84ZM91 58V57H90ZM131 58V57H130ZM147 58V59H146ZM232 58H234V57H232ZM237 58V57H236ZM62 59V58H61ZM69 58H67V60L64 58V60L65 61H68L67 63H69V61L70 60H68ZM93 59H94V57H93ZM96 59V58H95ZM94 59V60H95ZM99 59V58H98ZM109 59L111 60V58L109 57ZM112 59H116V58H114V56H113V58ZM135 59V58H134ZM136 59H137V57H136ZM231 59V58H230ZM230 59H228V60H230ZM53 60V59H52ZM81 60H84V62L83 61H81ZM86 60V61H85ZM97 60V59H96ZM107 60V59H106ZM138 60H139V57H138ZM150 62H149V61ZM155 60H157V58L155 59ZM154 60V62H157V61H155ZM227 60V59H226ZM227 60V61H228ZM235 60V59H234ZM241 60V59H240ZM247 60V59H246ZM245 60V61H246ZM258 60V61H259ZM54 61V60H53ZM57 61V60H56ZM92 61V63H95L96 61H94L93 62V60H91ZM148 61V62H147ZM237 61H238V58H237ZM236 61V62H237ZM244 61V60H243ZM243 61H240L241 63H243ZM61 62V61H60ZM63 62V61H62ZM72 62V61H71ZM76 62H77V64H76ZM90 62V61H89ZM88 62V63H89ZM98 62H99V65L101 64L100 63V61L98 60ZM116 62V61H115ZM114 62V63H115ZM124 62V61H123ZM235 62V63H236ZM257 62V61H256ZM54 63H55V61H54ZM59 63V62H58ZM91 63V64H92ZM106 63V62H105ZM117 63V62H116ZM119 63H121V62H119ZM149 63V64H148ZM221 63H223L222 61H221ZM248 63V62H247ZM260 63V62H259ZM258 62L256 63L257 65L259 64ZM64 64V63H63ZM66 64V63H65ZM70 64V63H69ZM69 64H67L68 66H69ZM95 64H97V63H95ZM94 64V65H95ZM157 64H158V62H157ZM157 64H155L156 65V68H157ZM160 64V63H159ZM158 64V65H159ZM224 64H225V62H224ZM238 65H239V63H237ZM244 64V63H243ZM245 64H246V62H245ZM255 63H253V62H251L250 64H249V67L251 68V70H254L255 69V65H256ZM51 65H53L52 66V69L54 68L55 69V67H56V65L55 64H51ZM67 65H63V66H65V68H68V67H66ZM80 65V66H79ZM93 64H92V67L94 66ZM146 65V66H147ZM152 65V64H151ZM150 65V66H151ZM155 65H153V67L155 66ZM232 65V64H231ZM234 65V64H233ZM242 65V64H241ZM240 65V67H242V66H244V65H242L241 66ZM256 65V66H257ZM261 65V64H260ZM263 65V64H262ZM260 66V68H258V69H260V70H258L257 68V73L259 72V71H262L263 70V68H264V65L263 66ZM60 67H61V64L59 65ZM63 66H62V68H63ZM73 66V67H74ZM87 66V65H86ZM90 66V63H89V65H88V67ZM107 66V65H106ZM115 66V65H114ZM135 66V65H134ZM139 66V65H138ZM150 66H147L146 68H142V66L140 67V68H142V70L144 71V69H146V70H148L147 72V74H146V72H144L146 75H150V73H151V71H149V67ZM160 66V65H159ZM246 66V65H245ZM72 66H71V64H70V66H69V70H70V68L72 69L73 68ZM77 67H74V69L75 70H77L76 68ZM84 68H85V66H83ZM97 67H99V66H97ZM129 67V66H128ZM131 67V66H130ZM144 67V66H143ZM224 67H225V65H224ZM229 67H231V66H229ZM234 67V66H233ZM247 67V66H246ZM91 68V67H90ZM89 68V70H92V69H90ZM95 68V67H94ZM102 68V67H101ZM150 68H152V66L150 67ZM159 68V67H158ZM158 68H157V70H158ZM162 68H161V71H162ZM227 68H228V65H227ZM243 68V67H242ZM245 68V67H244ZM50 69H51V67H50ZM53 69V70H54ZM73 69V70H74ZM79 69V68H78ZM82 69V68H81ZM88 69V68H87ZM98 69V68H97ZM121 69H123L122 67H121ZM137 69V68H136ZM135 69V70H136ZM247 69V68H246ZM55 70H57V68L55 69ZM62 70V69H61ZM67 70V69H66ZM71 71V74H74V73H76V71ZM140 71H141V75H144L143 76V78L144 77H147V76H145V74L142 72V70L141 69H139ZM156 69H155V67H154V71H155ZM51 71V70H50ZM58 71V70H57ZM68 71V70H67ZM87 71V70H86ZM101 73H102V71H101V69L99 70ZM138 71V70H137ZM152 71H153V69H152ZM154 71H153V73H154ZM158 71H160V69L158 70ZM242 71V70H241ZM264 71V70H263ZM54 72V71H53ZM70 72V71H69ZM90 72V71H89ZM89 72H88V74H89ZM92 72L94 73L95 71H94V69L92 70ZM98 72V71H97ZM118 72V71H117ZM172 72H171V75L170 76H172ZM173 72V73H174ZM237 72L239 73V71H238V69H237ZM244 72H245V70H244ZM243 72V73H244ZM255 72V71H254ZM55 73V72H54ZM57 73V72H56ZM100 73V74H101ZM130 73V72H129ZM143 73V74H142ZM222 73V72H221ZM223 73H225V72H223ZM222 73V74H223ZM264 73V72H263ZM111 74V73H110ZM139 74H140V72H139ZM152 74V73H151ZM169 74V73H168ZM234 74V73H233ZM259 74H260V72H259ZM59 75V74H58ZM57 75V76H58ZM109 75V74H108ZM130 75V74H129ZM154 75V74H153ZM157 75V74H156ZM155 75V76H156ZM252 75V74H251ZM258 75V74H257ZM56 76V77H57ZM74 76V75H73ZM76 76V75H75ZM94 76H96V75H94ZM93 76V77H94ZM100 77L101 76V79L103 80V78H102V75H98L97 74V76L95 77V78H97V77ZM107 76V75H106ZM124 76H125V74H124ZM139 76V75H138ZM152 75H150L149 77H147V78H149L150 80H151V77ZM224 76V75H223ZM229 76V75H228ZM241 76H243V74L242 75H240V80H241ZM52 77H54V76H52ZM69 77V76H68ZM88 77V76H87ZM104 77V76H103ZM157 77V76H156ZM232 77H234L233 75H232ZM237 77H238V75H237ZM237 77L235 78V82H236V79H237ZM29 78V77H28ZM55 78V77H54ZM65 78V77H64ZM140 78V77H139ZM142 78V76H141V78L139 79V81L141 80V79H143ZM147 78H145V81H146V79ZM220 78H221V80H220ZM231 78V77H230ZM246 78V77H245ZM61 79H62V77H61ZM88 79V78H87ZM98 79V78H97ZM96 79V80H97ZM128 79V78H127ZM126 79V80H127ZM135 79V78H134ZM153 79V78H152ZM173 79V78H172ZM234 79V78H233ZM238 79H239V77H238ZM238 79H237V82H238ZM244 79V78H243ZM52 80V79H51ZM50 79L48 80V82H50L51 81ZM59 81H60V79H58ZM95 80V81H96ZM117 80V79H116ZM128 80H130L131 81V78H129ZM137 80V79H136ZM150 80H149V82H150ZM239 80V81H240ZM245 81H246V79H244ZM56 82H57V80H55ZM74 81V80H73ZM87 81V80H86ZM109 81V80H108ZM130 81H128V82H130ZM145 81L143 82V81H141V84H143V83H145ZM152 81V80H151ZM227 81V80H226ZM244 81V82H245ZM248 81V80H247ZM51 82H53V80L51 81ZM62 82V81H61ZM63 82H64V79H63ZM62 82V83H63ZM104 82H105V80H104ZM113 82H116V81H113ZM112 82V83H113ZM126 82V81H125ZM143 82V83H142ZM147 82H148V79H147ZM147 82H146V84H147ZM148 82V83H149ZM153 82V84H156V83H159V82H157L156 81V83H154L155 82V78H154V81H152ZM164 82V81H163ZM234 82V83H235ZM243 82V83H244ZM249 82V81H248ZM96 83V82H95ZM109 83V82H108ZM111 83V82H110ZM127 83V82H126ZM126 83H125V85H126ZM133 83V82H132ZM135 83V82H134ZM161 83V85H162V82H160ZM169 83V82H168ZM239 83V82H238ZM237 83V84H238ZM241 84H242V80H241V82H240ZM239 83V84H240ZM103 84V83H102ZM105 84H107V83H105ZM117 84V83H116ZM118 84H119V82H118ZM129 84V83H128ZM231 84V83H230ZM245 84L248 86V87H250V84L249 83H246L245 82ZM85 85V84H84ZM93 85V84H92ZM97 85V84H96ZM99 85V84H98ZM100 85H101V81H100ZM99 85V86H100ZM110 85V84H109ZM122 85V84H121ZM120 85V86H121ZM124 85V83H123V86H125ZM134 85H136V86H138L137 84H134ZM140 85V84H139ZM143 85H145V84H143ZM148 85V84H147ZM147 85H145V86H147ZM165 85V83H163V86ZM245 85V86H246ZM104 86V85H103ZM127 86H129V85H127ZM130 86H132V85H130ZM135 86V88H137ZM157 85H155V87H156ZM237 86V85H236ZM240 86V85H239ZM246 86V87H247ZM61 87V86H60ZM96 88V87H98V86H93V88ZM134 87V86H133ZM144 87V86H143ZM159 87V90H160V86H158ZM179 87V86H178ZM225 87H227V86H225ZM247 87V88H248ZM108 88V87H107ZM111 88V87H110ZM114 88V87H113ZM139 88H142L141 86H139ZM139 88H137V89H139ZM147 88H149V87H147ZM157 88V87H156ZM97 89V88H96ZM122 89V88H121ZM132 89H134V88H132ZM136 89V90H137ZM158 89V88H157ZM156 89V90H157ZM175 89V88H174ZM176 89H178L177 90V92L181 89H179V88H176ZM239 89V88H238ZM244 89H246L245 87H244ZM105 90V89H104ZM107 90H110V89H107ZM125 90H126V87H125ZM128 90V89H127ZM135 90V89H134ZM145 90V89H144ZM144 90H143V92H144ZM242 90V91H241ZM98 91V90H97ZM111 91V90H110ZM140 91H141V93H142V90H140L139 89V91H137V95H139L138 94V92L140 93ZM236 91V90H235ZM106 92V91H105ZM109 92V91H108ZM132 92V91H131ZM150 92V91H149ZM231 92V91H230ZM95 93V92H94ZM112 93H114V92H112ZM125 93H127L128 95H129V93L128 92H125ZM132 93H134V92H132ZM141 93H140V95H141ZM144 93H146V94H144V95H147V96H145V99L144 100H146V97L148 98V96H150V98H151V95H148V92H146V90H145V92ZM174 93V92H173ZM192 93V94H191ZM98 94V93H97ZM106 94V93H105ZM161 94V93H160ZM134 95V94H133ZM136 95V94H135ZM175 95V94H174ZM235 95L237 96H241L240 98L239 97H237L236 99H235ZM95 96V95H94ZM99 96V95H98ZM162 96V95H161ZM167 96V95H166ZM233 96H234V98H233ZM252 96V95H251ZM96 97V96H95ZM95 97L93 98V99H95ZM114 97V96H113ZM116 97V96H115ZM118 97V96H117ZM132 97H134V96H132ZM153 97V96H152ZM165 97V96H164ZM229 97V98H228ZM249 97V96H248ZM125 98V97H124ZM230 98H231V100H233V102H234V100L236 101V100H238V101H240L239 99H241V98H243L242 100H243V102H245V103H243L244 104V108H245V110H243V111H241L242 110V108H243V105L241 106V109H236V108H238L239 106H238V104H237V102H234L235 104H237V105H231L232 104V102L230 103L229 101H230ZM233 98V99H232ZM247 98V97H246ZM111 99V98H110ZM114 99V98H113ZM117 99V98H116ZM120 99V98H119ZM141 99V98H140ZM152 99V98H151ZM106 100V99H105ZM115 100V99H114ZM241 100V101H242ZM143 101V100H142ZM240 101V102H241ZM84 102V101H83ZM95 103H93V105H95L96 104V101H94ZM117 102V101H116ZM154 102V101H153ZM85 103V102H84ZM83 103V104H84ZM104 103V102H103ZM106 103V102H105ZM104 103V104H105ZM230 103V104H229ZM86 104V103H85ZM83 105L84 107L85 106H87V104L86 105ZM101 103H99V105H100ZM111 104H113V102L111 103ZM110 104V105H111ZM142 104H144V102L142 103ZM151 104V103H150ZM154 104V103H153ZM240 104V103H239ZM92 105V104H91ZM97 105V104H96ZM103 105V104H102ZM118 105V104H117ZM152 105V104H151ZM150 105V106H151ZM89 106V105H88ZM105 106V105H104ZM104 106H102L101 108L102 109H104ZM112 106V105H111ZM153 106V105H152ZM169 106V105H168ZM172 106V105H171ZM181 106V107H180ZM90 107V106H89ZM88 107V108H89ZM94 107H96V106H94ZM106 107H107V104H106ZM167 107V106H166ZM80 108V107H79ZM78 108V109H79ZM91 108V107H90ZM89 108V109H90ZM97 108V107H96ZM95 108V109H96ZM145 108V107H144ZM233 108H235L234 110H233ZM77 109V110H78ZM82 109V108H81ZM83 109H85V108H83ZM86 109H87V107H86ZM85 109V110H86ZM92 109H94V108H92ZM91 109V110H92ZM106 109V108H105ZM164 109V107L162 108V110ZM99 110V109H98ZM110 110V109H109ZM166 110V109H165ZM177 110H178V108H177ZM84 111V110H83ZM86 111H88V109L86 110ZM96 111H97V109H96ZM104 111V110H103ZM151 111V110H150ZM164 111V110H163ZM85 112V111H84ZM98 112V111H97ZM97 112H96V114L95 115H97ZM170 112H172V111H170ZM81 113H82V111H81ZM104 113H105V111H104ZM177 113H178V111H177ZM252 113H253V115H252ZM106 114H107V112H106ZM143 114V113H142ZM161 114V113H160ZM168 114V113H167ZM167 114H165V116L167 115ZM107 115H108V117H107ZM106 115V117H107V119L105 118V120H107L108 121V118L110 117V113L109 114H107ZM135 115V114H134ZM144 115V114H143ZM156 115H158V114H156ZM101 116V115H100ZM241 116L243 117V118H241ZM95 117V116H94ZM97 117V116H96ZM103 117H104V115H103ZM156 117V116H155ZM168 117V116H167ZM166 117V118H167ZM73 118V117H72ZM75 118V117H74ZM163 118V117H162ZM243 119V123H245L246 125L248 124V122H249V124H248V128L247 129H245V130H248L249 132H248V135L245 137V138H242L241 137V135H240V133H239V129L237 130V128H236V130L234 131V130H231L229 127V125L227 126L226 124H225V122L226 121H228V120H231L230 122H233V127H234V123L237 121L238 122V120L239 119ZM168 119V118H167ZM176 119H175V121H176ZM96 120V119H95ZM94 120V121H95ZM104 120V119H103ZM102 120V121H103ZM104 120V121H105ZM160 120H162V119H160ZM164 120V119H163ZM97 121V120H96ZM98 121H99V119H98ZM107 121H106V123H107ZM174 121V122H175ZM176 121V122H177ZM109 122V121H108ZM180 122H182L181 124H180ZM236 122V123H237ZM95 123V122H94ZM104 123V122H103ZM105 123V124H106ZM161 123V122H160ZM159 123V124H160ZM163 123V122H162ZM204 124L203 126H205L206 125V123H210V125L212 124V130H211V126H210V129H208V131L209 130H211V131H209L208 133H210L211 132V134H209V135H207V137L205 136V138L204 139H198V137L200 138L201 137V135H202V138H203V135H206V133H203L204 131H202L201 132V134H198L199 136H197L196 138H197V140H195L196 138H195V135L193 136L191 133H193L192 131H194L195 129H197V127L199 128L200 127V125L201 124ZM105 124H103V125H105ZM108 124V123H107ZM106 124V125H107ZM245 124H244V126H245ZM78 125V124H77ZM98 125V124H97ZM110 125V124H109ZM108 125V126H109ZM67 126V125H66ZM100 126V125H99ZM202 126V127H203ZM206 126H208V125H206ZM205 126V127H206ZM208 126V127H209ZM170 127H169V129H170ZM175 127V128H174ZM201 127V128H202ZM208 127H206V128H208ZM232 127V128H233ZM239 127V126H238ZM98 128V127H97ZM103 128H105V127H103ZM108 128V127H107ZM240 128V127H239ZM246 128V127H245ZM99 129H100V127H99ZM98 129V130H99ZM102 129V128H101ZM109 129H111V127L109 128ZM118 129V128H117ZM171 129H170V131H171ZM200 129V128H199ZM225 129H227V132H225ZM104 130H106V129H104ZM168 130V129H167ZM198 130V129H197ZM243 130V129H242ZM107 131V130H106ZM105 131V132H106ZM111 131V130H110ZM186 131V132H185ZM207 131V130H206ZM100 132V131H99ZM118 132V131H117ZM168 132V133H167ZM120 133V132H119ZM167 133V134H166ZM169 133H171L170 135H169ZM185 133L187 134V133H190L189 135H190V137H189V139L188 138H186V135H185ZM200 133V132H199ZM159 134V133H158ZM161 134V133H160ZM159 134V135H160ZM247 134V133H246ZM104 135H106V134H104ZM121 135H122V132H121V134H120V139L119 140H121L122 139V137H121ZM139 135V134H138ZM163 135V136H164ZM109 136H111V134L109 135ZM107 138H109L108 136H107ZM124 138L126 139V137L124 136ZM163 138V137H162ZM162 138H160V139H162ZM163 138V139H164ZM193 138H195V139H193ZM124 139V140H125ZM130 139V138H129ZM131 139H134V137H132ZM167 139V140H166ZM169 139H171V140H169ZM109 140V139H108ZM123 140V139H122ZM187 140L189 141L190 140V142L189 143H186L187 142ZM198 140H200V141H198ZM132 141V140H131ZM134 141V140H133ZM182 141H184V144L182 143H180V142H182ZM108 143V142H107ZM159 143H160V141H159ZM164 143L161 145V146H163L164 145ZM180 143V144H179ZM110 144V143H109ZM108 146V145H107ZM258 149V148H257ZM97 150V149H96ZM102 150V149H101ZM100 150V151H101ZM162 150V149H161ZM104 151L105 150H103V154H104ZM107 151V150H106ZM166 152V153H165ZM98 154H100V152L98 153ZM101 154H102V152H101ZM105 154H107V153H105ZM157 154H159V153H157ZM162 154L163 155H165L164 157L162 156ZM41 156H42V154H40ZM47 155V154H46ZM114 155V154H113ZM45 156V155H44ZM51 156V155H50ZM105 156V155H104ZM104 156H102V159H103V157ZM109 155H107L106 157H108ZM146 156V155H145ZM152 156H154V155H152ZM158 156V155H157ZM38 157V156H37ZM159 157H160V155H159ZM158 157V158H159ZM42 158H43V156H42ZM145 158V157H144ZM147 158V157H146ZM104 159H105V157H104ZM45 160V159H44ZM158 160V159H157ZM160 160V159H159ZM95 161V160H94ZM106 161V160H105ZM136 161V160H135ZM137 161H138V159H137ZM141 161H142V159H141ZM144 161L145 160H143L142 162H143V164H142V162H141V165L140 166H144V168L143 169H146L147 167H149V166H147L146 167V164H144ZM158 162V165H159V163H160V161H157ZM165 162V161H164ZM11 163V162H10ZM9 163V165L11 166V164ZM95 163V162H94ZM97 163V162H96ZM101 163H102V161H101ZM104 163H106V162H103V164ZM135 163H140V162H135ZM166 163V162H165ZM165 163H163V166H165ZM259 163H261V162H259ZM98 164V163H97ZM120 164H121V162H120ZM119 164V166L118 165H116V163H115V165L117 166V168L118 167H120V166H122V165H120ZM123 164V163H122ZM137 164L135 165L136 167H137ZM160 164H162V162L160 163ZM167 164V163H166ZM91 165H92V163H91ZM94 165V164H93ZM107 165V164H106ZM112 165V164H111ZM111 165H110V167H111ZM114 165V164H113ZM115 165L114 166H112L113 167V169H114V172H115ZM95 166V165H94ZM172 166V167H171ZM253 166V165H252ZM3 167H5V166H3ZM2 167V168H3ZM6 167H8L7 165H6ZM105 167V166H104ZM108 167V170H109V166H107ZM115 167V168H114ZM122 167H126V165L124 166V164H123V166ZM122 167H120V168H122ZM129 167V166H128ZM127 167V168H128ZM139 167V166H138ZM161 170L163 169V168H165V171H166V167H168L167 165H166V167H162L161 165L160 166H158ZM8 168H10V167H8ZM95 168V167H94ZM97 168V167H96ZM116 168V169H117ZM141 168V167H140ZM11 169V168H10ZM10 169H8V170H10ZM129 169V168H128ZM136 169V168H135ZM94 170H98V169H94ZM130 170V169H129ZM138 170V169H137ZM141 170H142V168H141ZM147 170V169H146ZM149 170V169H148ZM11 171V170H10ZM13 171H15V170H13ZM13 171H12V173H13ZM84 171H86V168H85V170ZM111 172L110 173H112V169L110 170ZM144 171V170H143ZM150 171V170H149ZM162 171H164V170H162ZM7 172V171H6ZM16 172V171H15ZM124 172V171H123ZM129 172V171H128ZM148 172V171H147ZM11 173V174H12ZM52 173V172H51ZM51 173L49 174V175H51ZM97 173V172H96ZM110 173H108V174H110ZM126 173V172H125ZM130 173H131V171H130ZM143 173V172H142ZM146 173V172H145ZM145 173H143V174H145ZM162 173V172H161ZM239 173H240V171H239ZM8 174H10L9 173V171H8ZM133 174V173H132ZM165 174V173H164ZM15 175V174H14ZM29 175V174H28ZM27 175V176H28ZM82 175V174H81ZM84 175H85V173H84ZM142 175V174H141ZM140 175V176H141ZM3 176V175H2ZM8 176H10V175H8ZM92 176H94L95 177V175L93 174ZM164 176V177H165ZM218 176V175H217ZM13 177V176H12ZM12 177H10V184H11V178ZM104 177V179H105V177H106V175L105 176H103ZM124 177V176H123ZM138 177V176H137ZM143 177V176H142ZM142 177H140L141 179H142ZM159 177V176H158ZM163 177V176H162ZM215 177V176H214ZM98 178V177H97ZM100 178H102V177H100ZM99 178V179H100ZM116 179H117V177H115ZM122 178V177H121ZM126 178H128V177H126ZM228 178V179H227ZM12 179H14V178H12ZM103 179V178H102ZM107 179V178H106ZM108 179H109V177H108ZM107 179V180H108ZM123 179V178H122ZM135 179H137V178H135ZM157 179V178H156ZM164 179V180H165ZM212 179V178H211ZM139 180V179H138ZM137 180V181H138ZM162 180V179H161ZM216 180H217V178H216ZM264 180V179H263ZM262 180V181H263ZM102 181V180H101ZM104 181V180H103ZM136 181V182H137ZM141 181V180H140ZM152 180H150L149 182L152 184V182H151ZM106 182V180L104 181V183ZM109 182H111V180L109 181ZM109 182H107V183H109ZM132 182V181H131ZM139 182V181H138ZM142 182V181H141ZM148 182V181H147ZM157 182H160V180L158 181L157 180ZM162 182V181H161ZM8 183V182H7ZM103 183V184H104ZM123 183V182H122ZM126 183V182H125ZM124 183V184H125ZM128 183H129V181H128ZM144 183V182H143ZM154 183H156V181L154 180ZM9 184V183H8ZM9 184V186H7V188L8 187H10L11 188V186L12 185H10ZM49 184V183H48ZM106 184V183H105ZM104 184V185H105ZM127 184V183H126ZM141 184V183H140ZM144 184H146V183H144ZM194 184V185H195ZM3 185V184H2ZM19 185V184H18ZM132 185V184H131ZM142 185V184H141ZM149 186H150V184H148ZM197 186V185H196ZM259 186V187H260ZM4 187V186H3ZM14 187V185L12 186V188ZM23 187V186H22ZM26 187V186H25ZM131 187V186H130ZM136 187V186H135ZM144 187H145V185H144ZM1 188H2V186H1ZM1 188H0V190H1ZM17 188V187H16ZM132 188V187H131ZM24 189V188H23ZM26 189V188H25ZM24 189V190H25ZM139 189V188H138ZM143 189V188H142ZM144 189H146V188H144ZM12 190H14V189H12ZM23 190V191H24ZM136 190V189H135ZM135 190L133 191V190H131L132 191V194L134 195V192H135ZM158 190V191H157ZM4 190H2L1 192H3ZM15 191V190H14ZM22 191V190H21ZM130 191V192H131ZM138 191V190H137ZM139 191H140V189H139ZM155 191H157V192H155ZM178 191H182L181 193H179ZM0 192V194H1V196H3L2 194L3 193H1ZM10 192V191H9ZM31 192V191H30ZM65 192V191H64ZM147 192H149V188H148V190H147ZM4 195H6L5 197H1V198H6L5 200H6V202L7 201H9V199H11L12 197L10 196V194L12 195V193L10 192V194L8 193V190L7 191H4ZM6 193H8V194H6ZM16 193V192H15ZM24 193H25V191H24ZM28 193V192H27ZM32 193V192H31ZM48 193V192H47ZM137 193V192H136ZM173 193V194H172ZM174 193H176V194H174ZM26 194V193H25ZM49 194V193H48ZM48 194H46V195H48ZM60 194H61V192H60ZM62 194H64L63 192H62ZM116 194V193H115ZM122 194V193H121ZM120 194V195H121ZM129 194V193H128ZM22 195V194H21ZM50 195V194H49ZM68 194L66 193V195H63L62 197H61V195H57V197H55V198H57V201H56V199L55 198H53L52 199V197L54 196H52V197H50V198H48V202L49 201H51L52 203L54 202V203H56L57 205H59V207L61 206V207H63V208H65L66 210L67 209H77V210H79V208L80 209H83L82 207H79V206H85L84 208L85 209H88V208H86V206H89L90 208L91 207H93L94 206V204H92V205H88V204H91V203H89V202H92L91 200L89 201L88 200V202H87V205L85 204L86 203V201H85V203H83L82 204V202H81V199H85V197L83 198H80L79 200H80V202L81 203H75L76 201H79V200H76V199H74V200H72L71 198L69 199V197L67 196ZM118 195H119V193H118ZM117 195V196H118ZM119 195V196H120ZM131 195V194H130ZM15 196V195H14ZM13 196V197H14ZM18 196V195H17ZM45 195H43V197H44ZM51 196V195H50ZM104 196V195H103ZM108 196V195H107ZM115 196V195H114ZM113 196V197H114ZM116 196V197H117ZM118 196V197H119ZM125 196V195H124ZM127 196V195H126ZM11 197V198H10ZM20 197V196H19ZM24 197V196H23ZM26 197V196H25ZM47 196H45V198H46ZM60 197V198H59ZM78 197V196H77ZM91 197V196H90ZM89 197V198H90ZM110 197H111V195H110ZM110 197H109V199H110ZM122 198H123V196H121ZM128 197V196H127ZM131 198H132V196H130ZM15 198H17V197H15ZM44 198V199H45ZM74 198V197H73ZM87 198V197H86ZM93 198V197H92ZM96 198V197H95ZM100 198H104V197H100ZM112 198V197H111ZM12 199H14V198H12ZM19 199V198H18ZM24 199V198H23ZM22 199V200H23ZM27 199V198H26ZM40 199V198H39ZM43 198H41V200H42ZM44 199H43V201H44ZM52 199V200H51ZM55 199V200H54ZM58 199H60V200H58ZM78 199V198H77ZM88 199V198H87ZM125 199V198H124ZM128 199V198H127ZM174 199V198H173ZM0 200H3V199H0ZM16 200V199H15ZM70 200H71V202H70ZM99 200V199H98ZM101 200V199H100ZM105 201H107V203H104V201H103V199L101 200V203H102V201H103V203H102V206H103V204L105 205V206H108V205H106V204H108V200H106V199H104ZM129 200V199H128ZM4 201V200H3ZM3 201H0V202H2L3 203ZM17 201H19V200H17ZM37 201V200H36ZM40 201V200H39ZM60 203H59V202ZM72 201H73V203H72ZM111 201V200H110ZM134 201V200H133ZM180 201V200H179ZM5 202V201H4ZM25 202H27V200L25 201ZM51 202L50 203H46V205H49V204H51ZM94 202V201H93ZM92 202V203H93ZM117 202V203H118ZM264 202V201H263ZM20 203V202H19ZM53 203V205L52 206H54V207H58V206H56V204H54ZM100 203V202H99ZM110 203V202H109ZM7 205V204H9V202H7V203H4V205ZM96 204H97V202H96ZM136 204V205H135ZM137 204H138V206H137ZM45 205V206H46ZM101 205V204H100ZM125 205V206H124ZM143 205V206H142ZM19 206V205H18ZM28 206V205H27ZM131 206V207H130ZM134 206V207H133ZM135 206H137V207H139V208H135ZM162 206V205H161ZM21 207V206H20ZM60 207V208H61ZM79 207V208H78ZM104 207V206H103ZM103 207H99L100 208V210H99V208H98V213H99V211H101V208L103 209ZM23 208V207H22ZM22 208H18V207H7V206H0V232H7V235L8 234H13L16 230H19V229H22V232H23V235L22 236H27L28 234H29V231L27 232L26 230L27 229H30V230H37L38 229V223H39V221H41V222H43V225H44V231H41L42 230V228H40L39 230H40V233L39 234H41V236H45L46 234V238H49L50 237V240H49V244L50 243H52V241H56V244H55V242H53V244H54V246H55V248H53L51 251H50V256H47L48 254H47V252L49 251L48 249L50 248L51 249V245H49L47 242V246H46V248H45V250L46 251H43V247H42V244H38V243H41V242H43L44 241V237H41L39 234H37L35 231H34V233H33V235L36 233V236L38 235V236H40L41 237V239L39 238V239H37L36 241H39V242H37V244L38 245H41V249H42V252L44 253V254H40V256H41V258L42 257H45V255H46V260H45V262H47V264H53L54 263V261L53 260H55L56 259V257H58L57 256V250H58V248H59V246H60V244L61 243H63L64 244V242H66V241H64V242H61V240L63 239V240H65L64 238H62V236H63V234H64V236H66L67 237V234L65 235V233H67V232H69L70 231V229L68 228V227H71V225H68V224H66V225H68V226H62V228L64 229H67V232H64L62 235H61V233H60V231L62 230H58L59 228H58V225H57V227L54 225V220L52 219V212L54 213L55 211H45V210H42V211H40V210H38V209H36V210H38V211H36V210H34L33 211V209L31 210L30 208H28V209H22ZM43 208V207H42ZM48 208V207H47ZM94 209H96V206L95 207H93ZM119 208H120V210H119ZM133 208H135V210H133ZM30 209V210H29ZM62 209V208H61ZM92 209V208H91ZM93 209V210H94ZM128 209H132V210H130V211H128ZM144 209V208H143ZM143 209H141V210H139V212L138 213H140ZM163 209V208H162ZM145 210V209H144ZM102 211H104V210H102ZM107 211H109L108 213H107ZM157 211V210H156ZM111 212V213H110ZM256 212V213H255ZM56 214H57V212H55ZM60 213V212H59ZM123 213V211H121L120 212V214H122ZM143 213V212H142ZM64 213H62V215H63ZM118 215H120L119 213H117ZM55 215V214H54ZM59 215V214H58ZM60 215H61V213H60ZM66 215V214H65ZM128 215V214H127ZM68 216V215H67ZM103 216V215H102ZM112 216V215H111ZM121 216V215H120ZM124 216V215H123ZM220 216H222L223 218L222 219H224V220H221L220 221ZM70 217V216H69ZM69 217H67L68 219H72V217L71 218H69ZM104 217V216H103ZM112 217H116V212L114 213V215L112 216ZM126 217H128V216H126ZM106 218V217H105ZM110 218V217H109ZM117 218V217H116ZM61 219V218H60ZM64 219V218H63ZM67 219V221H69L70 222V220H68ZM84 219V218H83ZM90 219V218H89ZM56 220V219H55ZM79 220V219H78ZM77 220V221H78ZM120 220V219H119ZM263 220V219H262ZM61 221H62V219H61ZM64 221V220H63ZM76 221V222H77ZM81 221H83V220H81ZM85 221V220H84ZM90 221V220H89ZM75 222V221H74ZM74 222H70V224L71 223H74ZM103 222V221H102ZM137 222V221H136ZM263 222H264V220H263ZM56 223V222H55ZM60 223V222H59ZM79 223V222H78ZM77 223V224H78ZM86 223V222H85ZM85 223H80L81 225H80V229H81V227L83 226V224H85ZM108 223V224H107ZM126 223V222H125ZM63 224L65 225V223L63 222ZM76 224V223H75ZM76 224V225H77ZM89 224H90V222H89ZM129 224V223H128ZM32 225H34V227L35 226H37V228L35 229V228H33L32 227ZM59 225H61V224H59ZM181 225H183L185 228H186V230H185V232H184V235H183V232L181 231V236H176L175 235V237H179V239L181 240V241H179L178 240V238H176V240L175 241H177L178 243H173L172 242V240H174L173 238H172V236L175 234V233H177V235H178V233H179V226H181ZM54 226H55V228L57 229L56 231H58V235L56 236L55 234H56V231H55V229H54ZM77 226H79V225H77ZM30 227V228H29ZM75 227V226H74ZM73 227V229H74V232H75V228ZM84 227V226H83ZM82 227V228H83ZM194 227V228H193ZM77 228H79V227H77ZM91 228V229H92ZM179 228V229H178ZM23 229H25V230H23ZM45 229H47L46 231H45ZM84 230H87V229H89V228H83ZM82 229V230H83ZM90 229V230H91ZM95 229V228H94ZM69 230V231H68ZM83 230V232H85L86 234H88V232L87 231H84ZM155 230H158L159 232H158V234H154V232H155ZM66 231V230H65ZM77 231V230H76ZM81 231V230H80ZM80 231H78V232H80ZM92 231V230H91ZM90 231V232H91ZM175 232V233H172V232ZM21 232V233H22ZM27 233V235H26V233ZM33 232V231H32ZM37 232H39L38 230H37ZM77 232V233H78ZM83 232H81V233H83ZM90 232H89V235H92V233H94L93 231H92V233L90 234ZM25 233V234H24ZM76 233V234H77ZM6 234V233H5ZM32 234V233H31ZM60 234V235H59ZM75 234V233H74ZM75 234V235H76ZM96 233L94 234V235H92V237H94V238H96V236L95 235H97ZM7 235H6V237H7ZM9 235V236H10ZM33 235H30L29 234V236H33ZM72 235H73V233H72ZM79 235H81L80 233H79ZM167 237H166V236ZM185 236L184 238H182L183 236ZM203 235L205 236V239H204V242H206V244H208L209 246H207V249H203L205 246H203L202 245V237H203ZM20 236V235H19ZM18 236V237H19ZM49 236V237H48ZM63 236V237H64ZM65 237V238H66ZM73 237L75 238V236L73 235ZM78 237V236H77ZM76 237V238H77ZM88 237H90V236H88L87 235V238ZM165 237V238H164ZM45 238V239H46ZM172 240H171V239ZM7 239V238H6ZM11 239V238H10ZM42 239H43V241H42ZM66 239H69L68 237L66 238ZM79 239H80V237H79ZM78 239V240H79ZM88 239H90V238H88ZM98 239V240H99ZM152 239V240H151ZM167 239V240H168ZM221 239H224V241L223 240H221ZM62 240V241H63ZM76 240V239H75ZM95 239H93L92 241H90V244L89 245H91L92 246V249H95V245L96 244H100V243H97V241H96V244L94 243L93 244V241H94ZM202 240V241H201ZM41 241V242H40ZM46 241V240H45ZM68 241H70V240H68ZM74 241V240H73ZM94 241V242H95ZM104 241H106V242H104ZM166 240H164V242H165ZM186 241V240H185ZM223 243H222V242ZM60 242V243H59ZM71 242V241H70ZM98 242H100V241H98ZM163 242V243H164ZM166 242V243H167ZM171 242L173 243V244H175V245H172L171 244ZM179 242H180V244H179ZM35 243V242H34ZM156 243V242H155ZM66 244V243H65ZM73 244V243H72ZM79 244H80V242H79ZM78 244V245H79ZM82 244V243H81ZM84 244V243H83ZM106 244V245H105ZM109 244V245H108ZM143 244H145V246L144 247H142L143 246ZM165 244V243H164ZM184 244V243H183ZM187 244V243H186ZM46 245V244H45ZM62 245V244H61ZM67 245L69 246L70 245V243L68 244V242H67ZM74 245V244H73ZM94 245V246H93ZM176 245H178L177 246V248H176ZM35 246V244L33 245V247ZM63 246H65V245H62V248L63 249H65ZM79 246H81V245H79ZM107 246H108V248H107ZM0 247H2V246H0ZM32 247V248H33ZM36 248L38 247V246H35ZM33 248L34 250L36 249V248ZM86 247H87V245H86ZM96 247L98 248V246L96 245ZM164 247H165V245H164ZM167 247V246H166ZM189 247V246H188ZM203 247V248H202ZM212 247V248H213ZM61 248V249H62ZM67 248V247H66ZM81 248V247H80ZM87 248H89V247H87ZM100 248V247H99ZM116 248V247H115ZM114 248V250H117V249H115ZM150 248H151V245H150ZM182 249H183V246L181 247ZM187 248V246L185 245L184 246V253H183V250H180V251H182V254L184 255L185 254V256L187 257V254L185 253V252H187V250L185 251V249ZM39 249H40V247L39 248H37L36 249V251H33V253H35V252H38V253H42V252H39ZM40 249V250H41ZM54 249H55V251H54ZM77 249H78V247H77ZM92 249H91V247H90V249H88V252H89V250L92 252ZM104 249V248H103ZM167 250L166 251V253L168 254L167 256H169V254H170V250ZM173 249V248H172ZM31 250V249H30ZM70 250V249H69ZM117 250V251H118ZM176 250V251H177ZM206 250V251H205ZM52 251H53V253H52ZM95 251V250H94ZM97 251L98 250H96V253H97ZM152 251V250H151ZM180 251H177V252H180ZM215 251V252H214ZM62 252V251H61ZM64 252H65V254H66V252L67 251H63V254H64ZM73 252H74V254H76L75 252H77L76 250L74 251L73 250ZM99 252L100 251H98V253H97V255H98V257H101V256H99ZM106 252V251H105ZM109 252V250H107V252L106 253H108ZM113 252V251H112ZM175 252V251H174ZM174 252H171V254H174ZM177 252H176V254H177ZM46 253V254H45ZM49 253V252H48ZM59 253H60V251H59ZM69 253V251L67 252V254ZM96 253H95V255H96ZM120 253V252H119ZM118 253V254H119ZM188 253H189V250H188ZM194 253V254H195ZM214 253H216V255L214 254ZM35 254H37V253H35ZM89 254V253H88ZM91 254V253H90ZM113 254V253H112ZM115 254V253H114ZM122 254V253H121ZM179 254H181V253H179ZM190 254V253H189ZM34 255V254H33ZM32 255V256H33ZM38 256H39V254H37ZM37 255H34L35 257H32V258H36L37 257ZM59 255V254H58ZM60 255H62V254H60ZM77 255V254H76ZM75 255V256H76ZM79 255V254H78ZM97 255H96V257H97ZM109 255H111V254H109L108 253V256ZM116 255V254H115ZM191 255V254H190ZM203 255H204V257H203ZM205 255H206V257H205ZM65 256V255H64ZM69 256V255H68ZM74 256V257H75ZM106 256V255H105ZM107 256V257H108ZM113 256V255H112ZM117 256V255H116ZM125 256L123 257V255L121 256L120 254H119V256L118 257H120L119 259H121L122 257L123 258H125ZM147 256V257H146ZM151 256V255H150ZM177 256H178V254H177ZM180 256V255H179ZM184 256V258H186ZM189 256V255H188ZM214 256H215V259H214ZM61 256H59V258H60ZM63 257V256H62ZM66 257V256H65ZM78 257V256H77ZM83 257V256H82ZM89 257V256H88ZM90 257H91V255H90ZM94 257V256H93ZM111 256H109V261H112L111 262V264L113 263V261H115V260H119V259H115L114 260V258H117V257H112L113 258V260H110V259H112V258H110ZM127 257V256H126ZM136 257H135V259H136ZM211 257V256H210ZM209 257V258H210ZM38 258V257H37ZM37 258H36V260H37ZM121 259V260H124V259ZM138 258H137V260H138ZM168 258V257H167ZM172 258H177V257H175V254H174V257L172 256V255H170V257L168 258V260L170 259L171 261L169 262L168 261V263L167 264H169V263H171L172 264ZM183 258V259H184ZM188 259V262H185L182 258H181V256L179 257V259H180V261H181V263L183 264V262H185V263H189V257H187ZM43 259V258H42ZM64 258H60V264H61V262H62V260H63ZM66 259H68V263L69 264H73V262H70V258L69 257H67ZM77 259V258H76ZM178 259V258H177ZM179 259L177 260V261H179ZM182 259V260H181ZM208 259V258H207ZM205 260V261H208V260ZM32 260V259H31ZM35 260V259H34ZM39 260H41V259H39ZM86 260V259H85ZM84 260V263L86 262ZM98 260V259H97ZM97 260L95 261L97 264H98V262H97ZM127 260V259H126ZM126 260H124V261H126ZM136 260V261H137ZM186 260V261H187ZM210 260V259H209ZM217 260V261H216ZM72 261V260H71ZM108 261V262H109ZM142 261V260H141ZM151 261V260H150ZM166 261H167V259H166ZM183 261V262H182ZM191 261V260H190ZM212 261V260H211ZM42 262V261H41ZM59 262V261H58ZM57 262V264H59ZM93 262V261H92ZM123 262V261H122ZM122 262L121 263H119V264H122ZM127 262V261H126ZM125 262V263H126ZM138 262L139 263H141L140 262V259L138 260ZM201 262V263H202ZM218 262H220V261H218ZM63 263H64V260H63ZM80 264L82 263V262H79ZM95 263V264H96ZM110 263V262H109ZM124 263V262H123ZM124 263V264H125ZM134 263H136L137 264V262H135L134 261ZM138 263V264H139ZM144 263V262H143ZM148 263V262H147ZM180 263V262H179ZM180 263V264H181ZM199 263H200V261H199ZM198 262H197V264H199ZM205 262H203V264H204ZM207 263V262H206ZM205 263V264H206ZM93 264V263H92ZM115 264H116V262H115ZM126 264H128V263H126ZM142 264V263H141ZM146 264V263H145ZM150 264V263H149ZM154 264V263H153ZM175 264V263H174ZM176 264H178V262L176 263ZM212 264V263H211Z\"/></svg>",
    "mask_w": 264,
    "mask_h": 264
},
{
    "label": "snow or ice",
    "instance_id": "3",
    "mask_svg": "<svg viewBox=\"0 0 264 264\" xmlns=\"http://www.w3.org/2000/svg\"><path fill=\"white\" fill-rule=\"evenodd\" d=\"M225 132H227V129H225Z\"/></svg>",
    "mask_w": 264,
    "mask_h": 264
}]
</instances>
